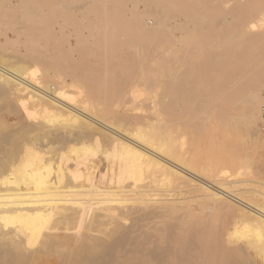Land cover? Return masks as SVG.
<instances>
[{
	"label": "bare ground",
	"instance_id": "1",
	"mask_svg": "<svg viewBox=\"0 0 264 264\" xmlns=\"http://www.w3.org/2000/svg\"><path fill=\"white\" fill-rule=\"evenodd\" d=\"M232 1H248L247 9L231 11L234 19L239 18L236 27H223L221 18L214 21L211 17L199 25L209 28V35L236 31L241 44L249 46L264 24L261 18L249 19L251 12L258 13L255 8L261 5L260 1ZM95 7L92 11H97ZM108 10L106 14L111 13ZM134 10L135 14L139 12ZM141 19H132L140 39L135 37L132 42L136 48L129 53L127 49L119 53L116 48L120 44H111L113 50L96 51L91 60L86 56L92 44L85 37L66 42L64 48L50 43L52 50L47 55L54 59L55 70H64L72 83L57 75L47 78L49 83L43 89L7 66H0V92L7 93L10 107L30 121L32 127L28 140L15 145L7 161L3 159L5 166L0 171V264H264V200L249 189L228 191V183L222 179L227 173L218 169L222 165L220 159L198 168L185 152H180L183 141L189 143L191 151L199 147L200 132L211 137L207 130L208 111L231 97L234 78L219 73L222 68L215 70L218 73L210 69L211 65L223 64L224 53L206 54L198 65L179 68L170 54L155 52V64L136 77L138 88L146 96L140 98L139 92L123 100L109 98L107 90L113 86L114 77L102 83L105 73L102 74L101 64L109 58L117 68L128 55H146L142 36L155 35L160 20L156 17V25L150 28V23ZM35 23L53 26L57 21ZM49 35L53 37L54 32ZM76 53L80 56L78 61L73 58ZM34 57L39 65L45 62L41 53ZM66 57H70L69 65L64 64ZM257 62L260 66L248 72H264V58ZM125 81L128 79L123 84ZM76 83L86 86V98L76 99L72 97L75 94L69 93L67 89ZM242 95L240 122L252 125L250 118L262 102L261 96L250 95L247 99L244 91ZM256 114L261 120L264 108ZM101 149L104 159L92 161ZM229 162L233 165L234 160ZM105 168L110 187L101 186L97 176ZM221 175L224 176L220 178ZM160 182L174 184L177 191L195 197L175 200L167 191L151 187ZM258 184L264 186V182ZM198 194L207 202L200 209L194 204L199 201ZM182 203L189 205L181 213ZM237 203L248 211L240 210L247 217L249 234L241 237L239 232L240 241L233 242L232 234L208 217L218 210H237ZM76 229L82 231L80 235ZM168 256L173 257L171 262L165 261Z\"/></svg>",
	"mask_w": 264,
	"mask_h": 264
},
{
	"label": "rangeland",
	"instance_id": "2",
	"mask_svg": "<svg viewBox=\"0 0 264 264\" xmlns=\"http://www.w3.org/2000/svg\"><path fill=\"white\" fill-rule=\"evenodd\" d=\"M259 1L261 5L255 8V11H258V13L251 12L249 19L254 20L256 18H261L264 23V15L262 14L264 13V0ZM247 4L248 1L241 3L233 2L232 0H0V66H7L6 68L23 75L35 85L39 84L41 88L44 86L43 89H45V86H47L46 84L49 83L47 78L57 75H61L63 78L66 77L67 79H65L69 83H72V79L67 76L64 70L58 72L55 70L54 59L47 55L52 50V47L49 45L50 43H53L59 48H64L66 47V42H74V39L78 37H85L89 44L94 45H91L89 54L86 56L91 60L95 59L94 54L96 51L104 53L109 51V49L113 50L111 44L117 46L120 44L116 48L119 50V53L126 51L129 53L136 48L134 44L136 41L135 37H140L138 36V28L135 27L133 22L136 21V19L142 18L141 20L145 21V24H147V22L150 23L147 25L152 28L156 25V21L153 20H156L157 17L160 23L158 24L159 26L157 25V31L155 33L156 38L154 34L145 38L142 36L143 38L141 41L146 45L143 51L149 53H146L144 57L141 56L140 58L142 60L138 57L136 58L133 56L132 58L128 55L123 61L125 63L118 66L120 68H115L109 58V63L107 58L106 61L102 62L101 71L102 74L105 73V75H102L101 80L104 81L101 82L105 84L110 77H114V79L111 78L114 81H112L113 86L107 90V94H111L109 98L123 100L133 93L138 94L139 92L140 94L138 96L144 98L146 95L138 88L136 77L140 78L145 72V69L155 64L153 57L155 52L157 54H161V52L170 54L174 58L175 66L179 68H184V66L192 63L198 65L197 63L200 58L206 54L224 53L225 57L223 58V64L211 65L210 69L213 73H218L215 70L217 68H222L219 73L224 74V76L229 79L232 77L234 78V80L231 79L235 85L231 90V97L227 100V103L219 102L213 109L208 111L209 122L207 130L211 133V137L207 138L204 135L205 131L200 132L199 135L202 144H200L199 147H193V151H191L189 143L187 144L186 141H183L180 144V146H182L180 152H185L186 158L198 168L204 166L208 161L220 159L223 166L220 164L221 167L218 166V169L227 173L225 176L221 175L220 178L224 176L222 179L224 181L226 180L228 183V191H244L249 189L250 191H248L254 194L255 197L257 196L259 200H264V186L258 184V182H264V117L260 120L256 114L264 108V85H262L264 84V72H248L251 68L260 66L257 60L264 58V24L261 26V29L254 34L256 39L249 46L241 44L236 31L230 33V35L229 33L226 35H219V33L217 34L218 31L215 32L216 34L214 33L215 35H209V28L199 25V23L207 21V17H211L214 21L215 18L218 20L221 18L223 27H226L228 24V27H236L237 25L235 24H237L236 22L239 18H237V20L234 19L231 15V11L234 12L236 10L247 9ZM94 6L97 7V11H92ZM107 9L111 12L107 13L108 15L106 14L107 11H105ZM134 9L139 11L138 13L140 15L138 13L135 14L136 12ZM143 10L145 12H143ZM218 12L221 17H219L220 15ZM50 15L52 19L49 18ZM133 17H136L135 20ZM132 19L134 21H132ZM38 20H56L57 23L53 26L41 23L36 24L35 22ZM234 20L235 22L233 23ZM75 21L78 22L74 23ZM115 21L116 24L114 23ZM118 22L121 23L120 26ZM26 25L30 27L27 30L23 28V26L26 27ZM72 27L74 28L72 29ZM109 27H111V29ZM158 27L160 29H158ZM52 31L54 32V36L50 38L49 34H51ZM115 35L117 37L120 35V37L117 38ZM211 36L214 37L211 38ZM161 37L164 38L161 39ZM165 37H167V40ZM157 38L159 40H157ZM152 39L156 40L154 41ZM237 40L238 42H235ZM122 41L124 42L121 43ZM132 41H134V43ZM167 42H169V44ZM105 43H107V45ZM204 45H206V48ZM125 49L127 50L125 51ZM206 49L208 50L206 51ZM118 50L115 51L118 52ZM38 53L42 54V59L45 61L41 63L42 65L37 64L35 61L34 56ZM73 58L76 61L80 60L78 53L74 54ZM69 59L63 60L65 65L71 63ZM104 59L105 58H103V60ZM127 61L133 62L132 65ZM137 62L139 64H136ZM141 63L143 65H141ZM110 67H112V70ZM108 68L110 70H108ZM118 71H120V73H116ZM193 73L192 74L195 75L196 71L193 70ZM126 78L128 81H125L124 83H127L123 84L122 81L126 80ZM127 84L128 86H125ZM67 90L69 93L75 94L72 95V97L76 99H82L88 96V89L81 83H76L75 86ZM243 91L247 99L255 94L261 96L262 102L257 104L258 106L255 108L257 109L255 113H251V116L253 114V119L250 118V121L253 123L252 125L240 122L242 120L239 104L244 99L242 95ZM10 103L7 93L3 91L0 92V161L2 160V162H0V171L4 169L5 162L3 161H7L10 158L15 145L24 144L28 140L27 134L32 132L30 121L24 119L11 108ZM219 104L220 106H218ZM235 109L238 111H235ZM186 114V112L183 113V115ZM236 123H238V126ZM220 140L221 142H219ZM220 144L224 147L220 148ZM2 147L8 150L4 151L5 149H2ZM2 151L6 154H2ZM101 153L102 149L97 152L98 156L91 160H98L99 157L100 159H104ZM231 160H234L233 165L229 164ZM106 173L107 170L105 168V170L97 176H99L101 186L105 187L107 185L110 187L112 184L109 183L108 176H105ZM93 178L95 180L94 176ZM151 187L167 191L175 200L183 199L184 201L195 197V195H188L184 191H177L179 190L178 187L168 182L153 184ZM213 191L216 192L215 190ZM199 196L198 194L197 200L199 201L194 204L200 209L204 204H207V202L201 200L202 198ZM188 205L189 203H182L179 205V207H181V213L187 209ZM237 206L238 209L232 212L227 211V209L218 210L212 212L208 217L212 223L230 232L233 242L240 241L241 237H244L243 235L249 234L245 212H240V210L247 211V209H243L238 203ZM242 228H244V230H241ZM76 230L73 232L75 234L79 232L80 235L82 231L79 230L77 232ZM239 232L242 233V236ZM165 245L168 244L165 243ZM30 247L31 249L35 248L34 246H29V248ZM116 254H118V252ZM171 258L173 257L168 256L165 261L171 262ZM153 264L158 263L154 262Z\"/></svg>",
	"mask_w": 264,
	"mask_h": 264
}]
</instances>
